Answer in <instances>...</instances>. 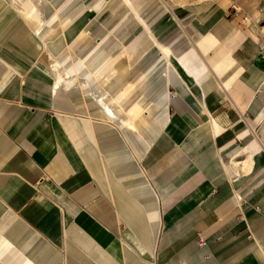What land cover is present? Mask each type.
I'll return each mask as SVG.
<instances>
[{
	"label": "crops",
	"instance_id": "1",
	"mask_svg": "<svg viewBox=\"0 0 264 264\" xmlns=\"http://www.w3.org/2000/svg\"><path fill=\"white\" fill-rule=\"evenodd\" d=\"M181 15L0 0V264H264V46Z\"/></svg>",
	"mask_w": 264,
	"mask_h": 264
},
{
	"label": "rangeland",
	"instance_id": "2",
	"mask_svg": "<svg viewBox=\"0 0 264 264\" xmlns=\"http://www.w3.org/2000/svg\"><path fill=\"white\" fill-rule=\"evenodd\" d=\"M236 1L241 8L239 16H249L248 23L252 28V32L259 38L264 46V0H157L159 7L168 8L172 13H180L188 15L192 12L200 11L210 7L211 5H231ZM181 15V16H182Z\"/></svg>",
	"mask_w": 264,
	"mask_h": 264
},
{
	"label": "built area",
	"instance_id": "3",
	"mask_svg": "<svg viewBox=\"0 0 264 264\" xmlns=\"http://www.w3.org/2000/svg\"><path fill=\"white\" fill-rule=\"evenodd\" d=\"M232 8L234 9V15H235V16H239V15L241 14V11H242V10H241V8L237 5V2H236V1L233 2V4H232ZM243 19H244L245 21H249V20H250L249 16H243ZM253 133H254L256 136L258 135L256 129L253 130ZM198 243H199V245L205 247V246L207 245V240L204 239V238H199Z\"/></svg>",
	"mask_w": 264,
	"mask_h": 264
}]
</instances>
